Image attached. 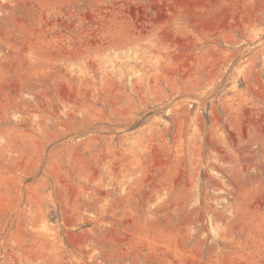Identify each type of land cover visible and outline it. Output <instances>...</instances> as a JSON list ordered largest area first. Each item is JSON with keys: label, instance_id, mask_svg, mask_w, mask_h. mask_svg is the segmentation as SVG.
Instances as JSON below:
<instances>
[{"label": "rangeland", "instance_id": "1", "mask_svg": "<svg viewBox=\"0 0 264 264\" xmlns=\"http://www.w3.org/2000/svg\"><path fill=\"white\" fill-rule=\"evenodd\" d=\"M0 264H264V0H0Z\"/></svg>", "mask_w": 264, "mask_h": 264}]
</instances>
